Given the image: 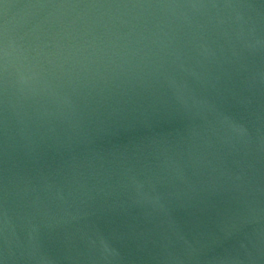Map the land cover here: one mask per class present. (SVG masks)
<instances>
[{"label": "water", "instance_id": "water-1", "mask_svg": "<svg viewBox=\"0 0 264 264\" xmlns=\"http://www.w3.org/2000/svg\"><path fill=\"white\" fill-rule=\"evenodd\" d=\"M0 264H264V0H0Z\"/></svg>", "mask_w": 264, "mask_h": 264}]
</instances>
